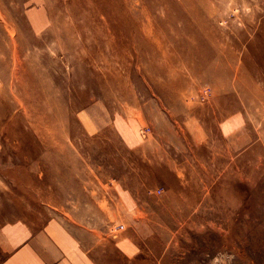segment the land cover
<instances>
[{
  "label": "rangeland",
  "instance_id": "obj_1",
  "mask_svg": "<svg viewBox=\"0 0 264 264\" xmlns=\"http://www.w3.org/2000/svg\"><path fill=\"white\" fill-rule=\"evenodd\" d=\"M129 1L0 0V227L80 228L93 195L116 236L142 194L139 264H264V0Z\"/></svg>",
  "mask_w": 264,
  "mask_h": 264
},
{
  "label": "crops",
  "instance_id": "obj_2",
  "mask_svg": "<svg viewBox=\"0 0 264 264\" xmlns=\"http://www.w3.org/2000/svg\"><path fill=\"white\" fill-rule=\"evenodd\" d=\"M29 7H33L31 2ZM44 13L46 15L35 6L26 12L35 32H41L48 23V14ZM29 44L27 42L25 45ZM33 56L37 58L39 54ZM89 196L78 199L80 207L77 221L87 222L80 223V228H70L62 222H50L37 227L25 221H15L0 227V264H139L137 255L142 252L143 246L139 244L136 222L156 219V208L153 209L151 202L142 194L136 199L132 197L133 202L119 198L118 218L132 221L133 224L121 232L124 229L122 224L120 233L110 236L108 198L97 200L93 195ZM135 207L139 210L146 208L147 211L135 212ZM93 213L99 222L95 228L88 225V215L93 216ZM147 213L149 216H146Z\"/></svg>",
  "mask_w": 264,
  "mask_h": 264
},
{
  "label": "bare ground",
  "instance_id": "obj_3",
  "mask_svg": "<svg viewBox=\"0 0 264 264\" xmlns=\"http://www.w3.org/2000/svg\"><path fill=\"white\" fill-rule=\"evenodd\" d=\"M87 1H88V0H87ZM89 1H90V0H89ZM107 1H108V0H107ZM128 1H129V0H128ZM131 1H132V0H131ZM133 1H134V0H133ZM143 1H144V3H145V0H143ZM151 1H152V0H151ZM182 1H183V0H182ZM124 2H125V0H124ZM124 2H123V3H124ZM129 2H130V1H129ZM129 2H128V3H129ZM141 2H142V1H141ZM159 2H160V0H159ZM177 2H179V1H177ZM184 2L188 3L187 1H184ZM193 2H194V1H193ZM88 3H89V2H88ZM91 3H93V2H91ZM130 3H132V2H130ZM138 3H139V2H138ZM161 3H162V2H161ZM132 4H134V3H132ZM146 4H148V3H146ZM146 4H145V5H146ZM189 4H190V2H189ZM94 5H95V4H94ZM102 5H103V4H102ZM108 5H109V4H108ZM126 5H127V4H126ZM128 5H129V4H128ZM163 5H164V4H163ZM75 6H76V5H75ZM100 6H101V5H100ZM147 6H148V5H147ZM186 6H188V5H186ZM108 7H109V6H108ZM140 7H141V6H140ZM144 7H145V6H144ZM164 7H165V6H164ZM166 7H167V6H166ZM75 8H76V7H75ZM100 8H101V7H100ZM105 8H106V7H105ZM111 8H112V7H111ZM129 8H130V6H129ZM187 8H190V7H187ZM123 9H124V8H123ZM145 9H146V7H145ZM150 9H151V8L149 7V10H150ZM153 9H154V8H153ZM107 10H108V9H107ZM149 10H148V11H149ZM151 10H152V9H151ZM154 10H156V8H155ZM182 10H183V9H182ZM198 10H199V9H198ZM133 11H134V10H133ZM145 11H146V10H145ZM152 11H153V10H152ZM128 12H129V9H128ZM143 12H144V11H143ZM183 12H184V11H183ZM191 12H192V11H191ZM78 13H79V12H78ZM78 13H77V14H78ZM106 13H107V12H106ZM114 13H115V12H114ZM148 13H149V12H148ZM148 13H147V14H148ZM150 13H151V12H150ZM150 13H149V14H150ZM160 13H162V12H160ZM188 13H189V12H188ZM79 14H80V13H79ZM81 15H82V14H81ZM115 15H116V14H115ZM145 15H146V14H145ZM150 15H151V14H150ZM153 15H154V14H153ZM157 15H158V14H157ZM162 15H163V14H162ZM189 15H190V14H189ZM192 15H193V17H194L195 14L192 13ZM79 16H80V15H79ZM107 16H108V15H107ZM190 16H191V15H190ZM103 17H104V16H103ZM113 17H115V16L113 15ZM153 17H155V16H153ZM159 17H160V16H159ZM162 17H163V16H162ZM111 18H112V17H111ZM137 18H138V17H137ZM155 18H157V16H156ZM83 19H84V18H83ZM103 19H104V18H103ZM118 19H119V18H118ZM157 19H158V18H157ZM159 19H161V18H159ZM192 19H193V18H192ZM132 20H133V19H132ZM194 20H195V19H194ZM75 21H76V20H75ZM85 21H86V20H85ZM85 21H84V23H85ZM139 21H140V20H139ZM139 21H137V22H139ZM141 21H142V20H141ZM141 21H140V22H141ZM149 21H150V19H149ZM133 22H134V21H133ZM151 22H152V19H151ZM157 22H158V21H157ZM105 23H106V22H105ZM158 23H159V22H158ZM158 23H157V24H158ZM166 23H167V22H166ZM193 23H194V22H193ZM196 23H198V22H196ZM199 23H200V22H199ZM151 24H152V23H151ZM187 24H188V22H187ZM86 25H87V24H86ZM120 25H121V24H120ZM134 25H136V24H134ZM143 25H144V24H143ZM159 25H160V24H159ZM166 25H167V24H166ZM178 25H179V24H178ZM188 25H189V24H188ZM88 26H89V25H87L86 27H88ZM136 26H137V25H136ZM140 26H141V25H140ZM151 26H152V25H151ZM167 26H168V25H167ZM189 26H190V25H189ZM137 27H138V26H137ZM157 27H158V26H157ZM161 27H163V26L160 25V28H161ZM193 27H194V26H193ZM199 27H200V26H199ZM163 28H165V27H163ZM168 28H169V27H168ZM170 28H171V27H170ZM195 28H196V27H195ZM195 28H194V29H195ZM114 29H115V28H114ZM117 29H118V28H117ZM158 29H159V28H158ZM197 29H198V28H197ZM88 30H91V29L88 28ZM152 30H154V29H152ZM169 30L171 31V29H169ZM195 30H196V29H195ZM195 30H194V31H195ZM200 30H201V28H200ZM157 31H158V30H157ZM172 31H173V30H172ZM172 31H171V34H173ZM194 31H193V32H194ZM129 32H130V30H129ZM139 32H140V31H139ZM146 32H147V31H146ZM158 32H159V31H158ZM182 32H183V31H182ZM200 32H201V31H200ZM202 32H204V31H202ZM90 33H91V31H90ZM125 33H126V32H125ZM125 33H124V34H125ZM140 33H141V32H140ZM151 33H152V32H151ZM180 33H181V32H180ZM141 34H142V33H141ZM159 34H162V32H160ZM174 34H175V33H174ZM174 34H173V35H174ZM148 35H150V34H148ZM152 35H153V34H152ZM152 35H151V36H152ZM163 35H164V32H163L162 36H163ZM166 35H167V33H166ZM166 35H165V36H166ZM195 35H196V34H195ZM201 35H202V33H201ZM124 36H125V35H124ZM165 36H164V37H165ZM184 36H185V34H184ZM91 37H92V36H91ZM143 37H144V36H143ZM147 37H148V36H147ZM149 37H150V36H149ZM174 37H175V36H174ZM176 37H178V36H176ZM87 38H88V37H87ZM126 38H127V36H126ZM128 38H129V37H128ZM130 38H131V35H130ZM162 38H163V37H161V39H162ZM178 38H179V37H178ZM89 39H90V38H89ZM100 39H101V38H100ZM100 39H99V41H102V40H100ZM154 39H155V38H154ZM163 39H166V38H163ZM163 39H162V40H163ZM184 39H185V38H184ZM189 39H190V37H189ZM151 40H152V39H151ZM151 40H150V41H151ZM158 40H159V39H158ZM192 40H194V39H192ZM88 41H90V40H88ZM130 41H133V40L130 39ZM150 41H149V42H150ZM153 41H154V40H153ZM155 41H156V40H155ZM189 41H191V40H189ZM90 42H91V41H90ZM106 42H107V41H106ZM149 42H148V43H149ZM151 42H152V41H151ZM159 42H160V41H159ZM159 42H158V43H159ZM162 42H163V41H162ZM162 42H161V46H159V45H157V46H158V47H162V44H163ZM175 42H177V41H175ZM185 42H186V41H185ZM73 43H74V42H73ZM76 43H77V42H76ZM165 43H166V42H165ZM177 43H178V42H177ZM181 43H182V42H181ZM191 43H192V42H191ZM195 43H196V42H195ZM195 43H194V44H195ZM77 44H79V42H78ZM101 44H102V43H101ZM149 44H150V43H149ZM179 44H180V43H179ZM182 44L185 45L184 42H183ZM214 44H215V43H214ZM134 45H135V44H134ZM165 45H166V44H165ZM180 45H181V44H180ZM183 45H182V48H183ZM192 45H193V44H192ZM196 45H197V43H196ZM151 46H152V45H151ZM185 46H187V44H186ZM185 46H184V47H185ZM201 46H203V45H201ZM212 46H213V45H212ZM149 47H150V46H149ZM158 47H157V48H158ZM167 47H168V45H167ZM173 47H174V46H173ZM178 47H179V46H178ZM178 47H176L177 50H178ZM180 47H181V46H180ZM180 47H179V50H178V51H181V53H182V50L180 49ZM196 47H198V46H196ZM204 47H206V46H204ZM163 48H164V47H163ZM187 48H188V47H187ZM214 48H215V47H214ZM129 49H130V48H129ZM149 49H150V48H149ZM185 49H186V48H185ZM195 49H196V48H195ZM223 49H224V48H223ZM153 50L155 51V48H153ZM159 50H160V49H159ZM163 50L165 51V49H163ZM166 50H167V49H166ZM145 51H146V50H145ZM149 51H150V50H149ZM151 51H152V50H151ZM161 52H162V50H161ZM166 52H167V51H166ZM168 52H169V50H168ZM186 52H187V51H186ZM197 52H198V51H197ZM150 53H151V52H150ZM156 53H157V50H156ZM156 53H155V54H156ZM169 53H170V52H169ZM218 53H219V52H218ZM152 54H153V53H152ZM159 54H160V53H159ZM186 54H187V53H186ZM197 54H199V52H198ZM202 54H203V53H202ZM206 54H207V52H206ZM106 55H107V54H106ZM146 55H147V54H146ZM168 55H169V54H168ZM207 55H208V54H207ZM73 56H74V55H73ZM107 56H108V55H107ZM150 56H151V55H150ZM157 56H159V55L157 54ZM166 56H167V53H166L165 57H166ZM182 56H184V55H182ZM190 56H191V55H190ZM147 57H148V56H147ZM152 57H153V55H152ZM165 57H164V59H165ZM191 57H192V56H191ZM202 57H203V56H202ZM107 58H108V57H107ZM148 58H151V57H148ZM155 58H156V57H155ZM168 58H169V57H168ZM184 58H185V57H184ZM189 58H190V57H189ZM189 58H188V59H189ZM74 59H75V57H74ZM159 59H160V58H159ZM159 59H158V60H159ZM162 59H163V58H162ZM169 59H170V58H169ZM172 59H173V58H172ZM200 59L202 60V58H200ZM151 60H152V59H150V61H151ZM154 60H155V59H154ZM170 60H171V59H170ZM191 60H192V58H191ZM198 60H199V59H198ZM104 61H105V60H104ZM155 61H157V59H156ZM172 61H173V60H172ZM172 61H171V62H172ZM159 62H160V61H159ZM163 62H164V61H163ZM167 62H168V61H167ZM173 62H174V61H173ZM173 62H172V63H173ZM177 62H178V61H177ZM187 62H188V61H187ZM198 62H200V61H198ZM102 63H103V62H102ZM168 63H169V62H168ZM179 63H180V62H179ZM203 63H204V62H203ZM216 63H217V62H216ZM84 64H85V63H84ZM88 64H89V63H88ZM96 64H97V63H96ZM152 64H153V63H152ZM154 64H157V62H154ZM194 64L196 65L195 62H194ZM204 64H206V62H205ZM221 64H222V63H221ZM158 65L160 66V65H162V64L159 63ZM158 65H156V66H158ZM171 65H174V64H171ZM202 65H203V64H202ZM207 65H208V64H207ZM88 66H89V65H88ZM152 66H153V65H152ZM167 66H168V65H167ZM176 66H177V65H176ZM138 67H139V66H138ZM168 67H169V66H168ZM172 67H173V66H172ZM172 67H169V68H172ZM193 67H194V66H193ZM196 67H198V66H196ZM215 67H216V65H215ZM228 67H229V66H228ZM103 68H104V67H103ZM155 68H156V67H155ZM159 68H160V67H159ZM223 68H224V67H223ZM106 69H107V68H106ZM174 69H175V68H174ZM193 69H194V68H193ZM219 69H220V68H219ZM233 69H234V68H233ZM171 70H172V69H171ZM177 70H178V69H177ZM177 70H176V71H177ZM196 70H197V69H196ZM236 70H237V69H236ZM162 71H163V70H162ZM168 71H169V70H168ZM172 71H173V70H172ZM198 71H199V70H198ZM156 72L158 73L157 70H156ZM166 72H167V71H166ZM166 72H165V73H166ZM89 73L91 74V72H89ZM163 73H164V72H163ZM226 73H228V71H226ZM93 74H94V73H93ZM158 74H159V73H158ZM166 74H167V73H166ZM179 74H180V73H179ZM179 74H177V76H178ZM164 75H165V74H164ZM164 75H163V76H164ZM229 75H231V74H229ZM91 76H92V74H91ZM174 78H176V77H174ZM160 79L163 80V78H160ZM181 79H182V78H181ZM230 79H231V78H230ZM204 80H205V79H204ZM157 81H158V80H157ZM166 81H167V80H166ZM170 81H171V80H169V78H168V84H169ZM95 82H96V81H95ZM162 82H163V81H161V83H162ZM184 82H185V81H184ZM110 83H111V82H110ZM124 83H125V81H124ZM131 83H132V82H131ZM111 84H112V83H111ZM111 84H109V85H111ZM124 85H125V84H124ZM112 86L114 87V85H112ZM170 86H171V85H170ZM177 86H178V85H177ZM218 86H219V85H218ZM113 87H112V88H113ZM178 87H179V86H178ZM112 88H111V89H112ZM160 88H161V87H160ZM105 90H106V89H105ZM105 90H104V91H105ZM112 90H113V89H112ZM117 92H118V91H117ZM245 93H246V92H245ZM108 94H109V93H108ZM139 94H140V93H139ZM166 94H167V93H166ZM117 95H118L119 97L121 96V95H119V94H117ZM185 95H186V94H185ZM215 96H216V95H215ZM115 98H116V97H115ZM68 99H69V98H68ZM72 101H73V100H72ZM171 101H172V100H171ZM217 101H218V100H217ZM124 102H125V101H124ZM69 106H70V105H69ZM46 109H48V108H46ZM33 110H34V109H33ZM37 110L39 111L40 109L36 108V111H35L36 113L38 112ZM70 114H71V113H70ZM35 115H36V114H35ZM35 115H34V116H35ZM31 117H33V116H31ZM33 119H34V117H33ZM71 119H72V118H71ZM35 120H36V116H35ZM37 122H38V121H37ZM44 122H45V121H44ZM46 122H47V121H46ZM46 122H45V123H46ZM57 122H58V121H57ZM33 123H34V122H33ZM40 123H41V122H40ZM35 124H38V123H35ZM46 124H47V123H46ZM58 124H59V123H58ZM32 127H33V126H32ZM43 127H45V126H43ZM50 127H51V126H50ZM28 128H30V127H28ZM34 128H35V127H34ZM37 128H39V127H37ZM61 128H62V127H61ZM45 129H46V128H45ZM30 130H31V129H30ZM35 130H36V129H35ZM35 130H34V131H35ZM38 130H39V129H38ZM46 131H47V130H46ZM57 131L59 132V127H58ZM60 131H61V129H60ZM44 132H45V131H44ZM42 133H43V131H42ZM46 133H47V132H45L44 137L47 135ZM41 135H42V134H41ZM41 135H40V136H41ZM49 137H51V134H50ZM56 137H57V136H56ZM39 138H41V137H39ZM45 139L48 140L49 138L46 137ZM50 139H51V138H50ZM55 139H56V138H55ZM41 140H42V139H41ZM43 140H44V139H43ZM47 140H46V141H47ZM48 141H49V140H48ZM48 141H47V142H48ZM52 141L54 142V140H52ZM42 142H43V141H42ZM44 143H45V142H44ZM55 143H56V142H55ZM58 143H60V142H58ZM45 144H46V143H45ZM61 144H63V143H61ZM49 146H50V145H49ZM63 149H64V147H63ZM26 157H27V156H26ZM161 158H162V157H161ZM52 161H53V160H52ZM28 162H29V161H28ZM33 162H34V161H33ZM35 163H36V162H35ZM34 166H35V164H34ZM35 168H36V167H35ZM143 170H144V169H143ZM146 171H147V170H146ZM193 173H194V172H193ZM67 176H68V175H67ZM69 177H70V176H69ZM154 177H155V176H154ZM60 178H61V177H60ZM56 182H57V181H56Z\"/></svg>",
  "mask_w": 264,
  "mask_h": 264
},
{
  "label": "built area",
  "instance_id": "obj_4",
  "mask_svg": "<svg viewBox=\"0 0 264 264\" xmlns=\"http://www.w3.org/2000/svg\"><path fill=\"white\" fill-rule=\"evenodd\" d=\"M117 227H118V228H123V225H122V224H120V225H118Z\"/></svg>",
  "mask_w": 264,
  "mask_h": 264
}]
</instances>
